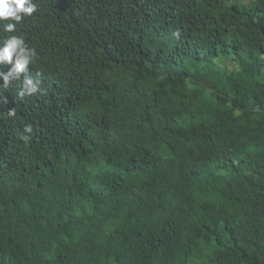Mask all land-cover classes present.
<instances>
[{"label":"trees","instance_id":"trees-1","mask_svg":"<svg viewBox=\"0 0 264 264\" xmlns=\"http://www.w3.org/2000/svg\"><path fill=\"white\" fill-rule=\"evenodd\" d=\"M33 2L0 264H264V0Z\"/></svg>","mask_w":264,"mask_h":264},{"label":"clouds","instance_id":"clouds-1","mask_svg":"<svg viewBox=\"0 0 264 264\" xmlns=\"http://www.w3.org/2000/svg\"><path fill=\"white\" fill-rule=\"evenodd\" d=\"M36 10L37 5L33 0H0V29L8 34L0 42V79L5 88L12 81L19 80L22 74L28 73L29 65L37 57L35 48L30 47L22 35L15 34L17 25L26 17H31ZM5 67L7 71L3 70ZM39 91V83L32 77L24 75L23 90L18 95L23 97ZM8 114L15 115L14 109H10ZM31 132L30 126L25 127L19 139L28 143L32 139Z\"/></svg>","mask_w":264,"mask_h":264},{"label":"rangeland","instance_id":"rangeland-1","mask_svg":"<svg viewBox=\"0 0 264 264\" xmlns=\"http://www.w3.org/2000/svg\"><path fill=\"white\" fill-rule=\"evenodd\" d=\"M218 65H219L220 67H223V66H224L222 63H220V64L218 63Z\"/></svg>","mask_w":264,"mask_h":264}]
</instances>
